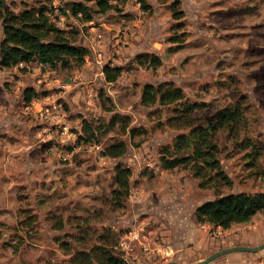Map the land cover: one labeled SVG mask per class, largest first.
I'll return each mask as SVG.
<instances>
[{"label": "rangeland", "instance_id": "rangeland-1", "mask_svg": "<svg viewBox=\"0 0 264 264\" xmlns=\"http://www.w3.org/2000/svg\"><path fill=\"white\" fill-rule=\"evenodd\" d=\"M74 1L88 5L93 20L74 14L68 6ZM110 1L114 8L101 12L98 0H7L16 12L25 4H43L53 16L64 15L63 30L90 54L82 65L57 69L38 62L0 66V264H72L75 251L104 242L103 237L116 242L126 264H164L178 255L207 257L230 244L263 243L264 210L229 228L199 223L195 213L202 203L228 193L264 192V0ZM177 4L184 14L180 19L173 14ZM3 36L0 22V41ZM147 52L159 55L162 65L139 64L137 55ZM106 65L121 67L117 81L106 80ZM165 82L203 105L195 113L199 125L218 109L240 107L244 120L238 136L221 129L216 138L227 179L203 161L164 165L161 151H173L176 138L190 130L172 105L142 103L146 84ZM27 86L38 92L34 105L23 100ZM50 102L58 105L79 144L88 140L84 121L106 126L94 138L103 149L82 148L69 160L43 148L40 154L24 153L23 146L44 139L28 125L23 109L30 105L31 113L38 112L40 104ZM115 141L125 142V153L106 155L105 146ZM117 166L131 169L130 194L153 193L148 200L177 209L176 225L169 218L109 226L119 215L112 193ZM137 229L164 247L152 258L141 257L142 244L135 240L126 260L120 242ZM180 232V249L172 245L173 250L169 243H178ZM261 258L264 248L235 250L208 264H257Z\"/></svg>", "mask_w": 264, "mask_h": 264}, {"label": "trees", "instance_id": "trees-1", "mask_svg": "<svg viewBox=\"0 0 264 264\" xmlns=\"http://www.w3.org/2000/svg\"><path fill=\"white\" fill-rule=\"evenodd\" d=\"M25 1V0H22ZM74 14L82 13V19L93 20L91 9L82 1L68 3ZM110 0H98V10L108 12L114 8ZM175 18H182L183 12L177 6L173 9ZM49 13L47 5L25 4L18 12L11 9L7 0H0V22L4 36L0 41V66L15 67L22 63L38 62L52 69L70 67L72 64L82 65L90 54V49L76 44V41L66 34L63 28L56 25ZM136 59L145 67L157 68L162 65L159 55L153 53L138 54ZM104 73L108 82H115L122 75L121 67L106 65ZM24 102H31L38 94L36 89L27 86L24 89ZM145 106L172 105L184 119L183 126L189 128V133L179 135L175 141L174 150L165 148L162 153L164 165L174 168L180 164L203 161L220 179H227L218 158L219 146L217 134L221 129L238 136V127L244 120L238 106H227L218 109L209 117L206 124H197L195 113L204 107L187 97L184 90L172 82L159 85L146 84L142 94ZM183 116V117H182ZM185 116V117H184ZM83 137L94 140L100 129L106 126H93L88 121L83 122ZM126 151L124 141H115L105 146L104 152L111 157H119ZM131 169L117 166L114 180L117 187L113 189L115 209L126 206L130 196ZM264 210V192H232L216 199L208 200L196 209L195 217L199 223L209 222L229 228L233 223L249 221L257 212ZM29 224L33 222L29 221ZM28 224V225H29ZM62 223H60V226ZM112 234L113 231L110 230ZM103 241L89 249L75 251L72 264H126L117 253L116 242L103 237Z\"/></svg>", "mask_w": 264, "mask_h": 264}, {"label": "crops", "instance_id": "crops-1", "mask_svg": "<svg viewBox=\"0 0 264 264\" xmlns=\"http://www.w3.org/2000/svg\"><path fill=\"white\" fill-rule=\"evenodd\" d=\"M23 64L24 63H22L21 65L23 66ZM26 65L29 66L28 64H26ZM23 112L25 113L23 115L24 119L27 121L28 125L32 129V126L35 125V123L39 120L38 117L36 116V114H35V116L37 117V119L35 117H32L33 114L31 113V111H29V109L27 107L23 109ZM30 117H32V118H30ZM35 134H36V132H35ZM49 145H50V143L48 144V142H46V141L41 142L39 145H38V143H28L27 145L23 146V148H25L24 149L25 151H23V152L24 153H36V154L39 153L40 154L43 151L42 150V148H43L47 151V153L50 154L51 152L49 150ZM149 195L152 196L153 193H147V192L145 193L143 191H137L133 195L131 193L129 203H127V205L125 207L118 209L119 210L118 217L115 219L112 218L109 221L110 222L109 226L117 229L119 224H117L115 222L118 220L121 224L139 222V223H141V225H143L147 222H150V221L152 222V220H159V219H163L164 221L168 222L169 218H170L169 222L170 223L172 222L173 224L176 225V222H177L176 220H178L177 218L179 217V216H177V214H178V212H176L177 209H174L170 205L154 203V202H152L151 198L148 200ZM182 222H185V221H182ZM188 224H189V227H188L187 235H190V221H188ZM103 226H108V224L104 223ZM132 232L142 234V236L139 238V241L142 244V246L140 248V252H142L141 257L147 256L148 258H152L155 250H162V248L164 247V245L155 241L152 236H149L145 232L144 233L140 232L138 229H137V231H135V232L132 231ZM151 232L153 233L154 231H151ZM175 235H176L175 237H177L179 239V242L173 243V244L169 243L170 244L169 247L171 249H173V247H172V245H173L176 248L180 249V246H181L180 240L183 239L182 238L183 233L180 232L179 234H175ZM154 245L157 248L154 247ZM230 245L233 246L235 244H230ZM236 245H242V243H237ZM147 246H148L149 250L144 251L143 247H147ZM204 258H205V256H200V255H197L196 257L193 256L192 258L178 255L173 259L169 258L168 261L178 260L180 262L190 263V262L200 261ZM163 263H166V262L164 261ZM257 264H264V258H261Z\"/></svg>", "mask_w": 264, "mask_h": 264}, {"label": "built area", "instance_id": "built-area-1", "mask_svg": "<svg viewBox=\"0 0 264 264\" xmlns=\"http://www.w3.org/2000/svg\"><path fill=\"white\" fill-rule=\"evenodd\" d=\"M66 11H69V9H66ZM76 15H78L79 17H83L81 12ZM52 18L55 21L56 25L60 28L66 27V18L64 15H60L58 17L53 16ZM99 37L101 38L102 35L99 34ZM36 102L37 101H31L33 105ZM40 105V110L38 112L32 113L36 119L37 117L39 119L34 125L35 127H37V129H35V132L37 136L43 138L44 141L48 142V144L50 143L49 150L51 153L55 154L59 158L69 160L76 150H81L82 148H88L90 151H101L103 149L102 144L95 140H83L82 144L74 141L76 138V133H73L69 129V123L65 120L64 116L60 114V110L58 109V105L56 103L50 102V105ZM26 107L29 108L30 105ZM29 111L31 110L29 109ZM35 114L37 117L35 116ZM66 145L74 146V152L65 150L64 147ZM139 238L140 237H138L131 231L130 234H127L126 238H123L121 240L120 246L124 251L123 257L126 260H129L132 256V252L135 250V240L139 241ZM143 248H145L144 251L149 250L148 246ZM134 258H139V256H134Z\"/></svg>", "mask_w": 264, "mask_h": 264}, {"label": "water", "instance_id": "water-1", "mask_svg": "<svg viewBox=\"0 0 264 264\" xmlns=\"http://www.w3.org/2000/svg\"><path fill=\"white\" fill-rule=\"evenodd\" d=\"M264 248V242L257 245V246H245V245H233V246H228V247H224L222 249H219L215 252H213L212 254H210L209 256L205 257L204 259L200 260V261H196V262H191V263H184V262H180L178 260H171L168 261L164 264H208L209 262H211L212 260L216 259L217 257L230 252V251H235V250H247V251H258Z\"/></svg>", "mask_w": 264, "mask_h": 264}]
</instances>
